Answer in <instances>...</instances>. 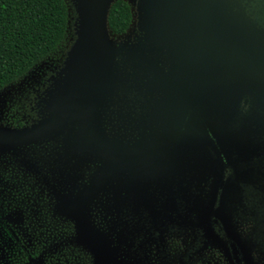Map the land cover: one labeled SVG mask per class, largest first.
I'll list each match as a JSON object with an SVG mask.
<instances>
[{
	"label": "flooded vegetation",
	"instance_id": "flooded-vegetation-1",
	"mask_svg": "<svg viewBox=\"0 0 264 264\" xmlns=\"http://www.w3.org/2000/svg\"><path fill=\"white\" fill-rule=\"evenodd\" d=\"M141 1L143 4V0L136 3V29L127 33L122 43L118 44L123 49V63L128 54L135 53L136 85L127 92L121 90L120 95L113 98V105L109 98L107 107L101 113L104 117L102 129L106 134L112 131L120 137L118 142L112 143L126 149L145 148L158 153L156 157H127L125 164L132 159L139 162L160 158H167V164L154 166L151 175L143 178L139 177V173L136 176L128 173L132 189L122 185L107 190L106 194L100 192L97 196L101 185L117 173L115 171L106 177L104 174L113 160L101 173L97 172L93 160H88L83 167L87 171L75 165L73 160L65 165L63 149L73 140L71 128L65 133L63 130L47 133L42 140L0 142V264H88L85 258L93 264V256L79 246L83 237L79 223L70 217L71 212L65 207L67 202L64 200L71 199L79 200L76 203H80L81 208L74 211H84L92 232L103 236L113 252L121 255L130 252L125 234L140 241V244H135L136 258L128 261L125 255V260L119 257L121 263L118 264H180L178 256L181 254L191 260L192 253L207 256L208 251L214 253V257H211L214 261L202 260L197 264H244L237 263L231 254L234 238L221 212L224 187L228 182L239 180L240 167L230 161L227 153L230 148L224 147L203 111V108H223L225 102L219 101L222 98L220 90L192 86V64L195 68L197 62L192 63L196 58L188 53L186 28L181 37L146 39L145 43H140L137 36L142 34L145 18V5L142 6ZM217 17L216 32L223 30L218 39L220 43L251 46L255 41L252 38L260 36L262 38H256L257 45H264V0H234L233 7L220 12ZM132 45H136L135 51H132ZM174 48L179 49L180 57L177 60H174ZM243 51L249 57L258 54ZM189 62L192 64L188 66ZM124 65V71L132 73L131 67ZM10 86L1 90L0 94ZM3 104L6 106L7 102L0 101V130L26 131L38 122L25 115L7 118L10 108L2 109ZM253 104L249 95L242 96L235 103L229 125L233 136L243 134L238 132L244 131L247 126L246 117L250 115ZM109 105L112 107L109 108ZM192 106L200 112V119L197 115H190ZM39 107L40 118L41 102ZM211 119L216 121V115L211 114ZM107 120L114 123L112 128H109ZM109 136V140L117 141L114 136ZM184 137L194 142L207 141L219 154L223 168L221 185L219 188L217 186L214 194L216 204L206 206L203 228H199L204 231V236L200 232L192 235L196 231L186 224L198 216V213L191 214L197 209L194 196L198 186L192 178L189 162L184 160L177 163L172 159L179 141ZM72 143H77V140ZM155 145L159 148H154ZM233 148L235 150L234 144ZM68 177L72 178L69 186L65 182ZM79 187L87 188L88 193H76ZM207 230L221 243L214 247L215 251L208 245L205 237ZM86 235L95 236L90 232ZM193 238L198 240L197 243ZM83 239L87 241L86 237ZM82 252L86 256L83 257Z\"/></svg>",
	"mask_w": 264,
	"mask_h": 264
},
{
	"label": "rangeland",
	"instance_id": "rangeland-1",
	"mask_svg": "<svg viewBox=\"0 0 264 264\" xmlns=\"http://www.w3.org/2000/svg\"><path fill=\"white\" fill-rule=\"evenodd\" d=\"M66 1L69 4L70 11L73 10V22L70 25L69 36L64 46L57 54L47 58V60L40 63L22 80L12 84L4 93L2 92V94H0V101L7 102L6 106L3 104L2 109L10 108L7 118H16L25 115L28 119L38 121L34 125L39 124V122L43 121V118L46 119L48 114H50V106L60 97L61 90L64 91L67 88V84L74 81L78 71L82 69V66L80 67V61L76 56L77 51L81 48L80 38H78L77 34L79 14L76 12L77 8H80V0ZM126 1L131 4L136 18L137 0ZM144 1L145 6L143 11L145 13V18L142 22V34L137 36L140 43H145L146 39L177 38L182 36L175 29H173L174 35L172 37L167 35L163 31L162 25L156 22L157 16L161 15L163 10L155 5H151L147 0ZM159 1L162 5L171 2V0ZM135 24L131 31L136 29ZM222 33L223 30L216 32L218 39L220 38L219 35ZM110 36L117 44H120L122 43V38L126 35L116 37L111 34ZM256 38L262 37L257 36ZM256 38H252L255 39V41L252 40L253 45H243V47L252 53L257 52L263 55L264 45H257ZM149 45L151 46V44ZM227 45L238 48L241 47L238 43ZM132 46V51H135L136 45ZM73 48L75 54L71 56L69 53ZM179 57V49L174 48V60H177ZM125 60L124 64H127V66H135L133 62L129 61L130 59ZM117 62L119 64L120 59H117ZM192 63L189 62L188 66ZM196 64L197 66L194 68L193 65V69L191 70L192 86H198L206 90L208 88L220 90L222 98H219V101H224L225 106L220 109L203 108V111L207 119H209L210 125L213 127L218 137H220L219 139L224 147L226 145L227 148H230V150H227L228 156L231 159L230 161L240 167L238 169L239 180L232 183L228 182L224 187L221 208L223 218L228 226L229 232L233 235L234 241L243 251V255L248 264H264V77L247 69H239L228 60H218L208 56L202 57ZM244 95H249L253 100V109L250 111V115L246 117L248 123L244 131L242 129L238 132V134L242 132L243 134L235 137L229 128L230 120L235 111V103ZM39 102H41L42 115H40V118L38 117V108H40ZM230 102L234 104L231 105ZM211 114L216 115V121L213 122L212 119L210 120ZM71 122L72 123L67 127L68 129L64 128L62 132L65 133L71 128L74 133L72 142L77 140L78 144L70 141L68 144L64 145L63 153H65V165L73 160L76 163L75 165H79L83 171H87L83 167L87 165L88 160H93L97 165V172L101 173L102 169L113 160L112 155L104 151L87 147L84 144L85 135L82 131V121L78 117ZM102 123V119H99L97 123L99 138L104 142H118V140H120L118 138L120 137L115 136L112 131L106 134L102 129ZM107 124L109 128L114 126V123L110 120H107ZM109 134L114 136V139L117 141L109 140ZM45 137L47 136H41L38 140H42ZM52 138H55V136H52ZM124 140L130 141L129 139ZM206 142L207 141L202 143L194 142L184 137L179 141L177 150L172 157L177 163L183 162L184 160L189 162L188 165L192 172V178L198 186V189L195 188L194 196L196 198L195 203L197 204V209L191 212V214L198 213V216L194 219L195 221L192 220L191 223H186L189 228L191 225L192 230L196 231L192 232V235L199 232L202 234L204 233V231L199 230V228H203L202 219L205 214L206 206H213L216 204L217 197L215 196L214 199L215 190L217 186L218 188L220 187L222 176L224 175L219 154L213 146H210ZM229 143L230 146H228ZM233 144L235 145V150ZM128 145L131 144L128 143ZM154 148L159 147L155 145ZM166 162H168L167 158L150 159L148 161L139 160V162H137V159H132L117 171V173L108 177L105 183L97 190L96 194L97 196L100 192L106 194L107 190L119 188L122 185H127L128 188L132 189L127 178L128 173L134 176L139 173L140 178L150 176V171L154 166L165 165L167 164ZM82 170L80 169L81 174H83ZM95 176L98 177L96 172ZM65 182H68L69 184L66 185L69 186L72 182V178H66ZM88 191L89 190L85 187H79L76 193L87 194ZM75 199L78 200L79 198L76 196ZM82 212L84 213L83 210ZM69 215L74 220H77L75 215L71 213ZM84 216L89 223L85 213ZM112 227L114 228V226ZM84 237L81 238L79 246L93 256V264H96V256L91 246L88 244L89 242L83 239ZM101 237L100 238L104 240L107 246V257L103 253L100 254L103 264L121 263L119 257L125 260V255L128 256V261H133V258H136L135 244L136 242L140 244L139 240L135 241L125 234V240L130 244V252L121 255L118 252H113L106 244L104 237ZM205 237L207 238L208 245L212 247L213 251H215L216 247L221 245L220 241L217 240L209 230L205 232ZM193 239L196 240V238ZM197 241L198 240L194 242L197 243ZM82 255L83 257L86 256L84 253ZM178 257L180 264H185V260L186 264H197L198 262H202V260L207 262L214 261V259L211 260V257H214V253L211 251H208L207 256L200 253H192L191 260L188 258L185 259V255L183 254ZM85 261L92 264L91 261L86 258Z\"/></svg>",
	"mask_w": 264,
	"mask_h": 264
},
{
	"label": "water",
	"instance_id": "water-1",
	"mask_svg": "<svg viewBox=\"0 0 264 264\" xmlns=\"http://www.w3.org/2000/svg\"><path fill=\"white\" fill-rule=\"evenodd\" d=\"M115 1L80 0V8L78 7L76 12L79 14L77 34L81 48L76 56L82 69L78 71L74 81L67 84L64 91L61 90L60 97L51 104L50 114L44 122L21 132L0 130V142L21 139L33 141L50 132L59 133L64 128L68 129L71 121L79 117L82 121L85 145L89 148L110 152L114 156L112 164L104 173L105 177L118 171L125 164L127 157L158 156L156 151L151 152L145 148L126 149L118 143L104 142L98 136L97 123L99 119H104L101 113L102 109L107 107L109 98L113 105L115 103L113 98L119 96L118 93L121 90L127 92L136 85L135 53L127 55V59L135 65L130 66L132 73L125 72L126 66L122 60L123 49L110 36L112 33L108 25V15ZM147 2L163 10L162 14L157 16L156 22L162 25L167 35L172 37L173 29L181 34L186 28L185 42H187L188 53L192 58H196L192 61L193 63L208 56L218 60H228L239 69H247L264 77V54L249 57L248 53L243 51L244 48H241L242 46L239 48L228 46L218 41L217 16L220 12L233 7L234 0H171L169 4L164 5L159 0H147ZM143 4L145 5L144 0ZM256 31L259 33L258 28ZM70 54L71 56L75 54L74 48ZM117 59H120L119 64ZM194 95L195 92L192 93L193 98ZM195 102L197 103V99ZM112 105H109V108ZM190 115H197L199 119L201 118L200 112L194 106L190 109ZM64 201L67 202L65 207L69 209L68 211L76 216L81 235L86 237L89 232L95 235H88L86 240L96 256V264H103L100 254L103 253L107 257V246L104 240L97 232H92L82 210L74 211L75 208H81V204L76 203L79 200ZM231 248V254L237 263L248 264L243 251L235 241L231 243Z\"/></svg>",
	"mask_w": 264,
	"mask_h": 264
},
{
	"label": "trees",
	"instance_id": "trees-1",
	"mask_svg": "<svg viewBox=\"0 0 264 264\" xmlns=\"http://www.w3.org/2000/svg\"><path fill=\"white\" fill-rule=\"evenodd\" d=\"M73 10L66 0H0V91L17 83L64 46ZM135 13L126 0L109 11L111 33H129Z\"/></svg>",
	"mask_w": 264,
	"mask_h": 264
}]
</instances>
